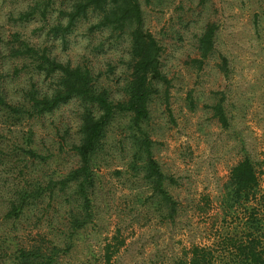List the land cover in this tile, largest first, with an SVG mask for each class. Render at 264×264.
Here are the masks:
<instances>
[{"label": "rangeland", "instance_id": "obj_1", "mask_svg": "<svg viewBox=\"0 0 264 264\" xmlns=\"http://www.w3.org/2000/svg\"><path fill=\"white\" fill-rule=\"evenodd\" d=\"M73 1L0 0V94L8 104L27 105L29 90L50 94L55 87L31 58L13 52L24 43L59 62L87 68L95 87L106 89L114 103L126 99L127 33L95 27L100 14L89 11L62 34L56 27L66 24ZM139 4L144 28L162 48L160 67L170 81L167 101L164 86L157 84L143 128L160 169L175 180L166 185L175 213L169 216L143 178L129 115L119 114L93 158V216L71 237L79 200L58 181L79 166L73 145L79 142L83 107L71 101L40 117L0 108V251L56 246L54 264H173L193 245H214L219 230L236 222L237 214L223 218L220 207L235 164L249 157L264 186V0ZM208 25L216 27L214 49L197 63L198 38ZM220 99L227 128L213 113ZM24 191L39 195L28 198L18 218H6Z\"/></svg>", "mask_w": 264, "mask_h": 264}, {"label": "trees", "instance_id": "obj_2", "mask_svg": "<svg viewBox=\"0 0 264 264\" xmlns=\"http://www.w3.org/2000/svg\"><path fill=\"white\" fill-rule=\"evenodd\" d=\"M89 11L100 14L95 27H111L127 33L129 37L131 64L130 79L125 86V100L114 103L106 89L96 88L87 68L59 62L44 51L40 52L25 43L21 49H14L13 52L31 58L35 70L54 79L55 87L50 94L29 90L26 98L28 106L8 104L0 94V108L8 109L15 115L40 117L71 101H78L83 107L79 142L73 145L79 158V166L58 181L61 188H72V193L79 200L81 213L71 221V237L93 216L90 199V188L93 187L95 176L92 170L93 158L102 145L108 126L119 114L129 115L127 127L142 161L140 170L143 178L151 184L153 192L167 206L170 217L177 206L166 187L167 184L175 183V180L160 169L151 151L152 141L143 128V124L150 117L149 104L158 92L157 84L164 86L167 101L170 81L160 67L162 48L157 39L144 28L139 0H74L70 9L65 12L66 24L56 28L62 34L69 32ZM215 29L214 25H208L199 36L200 58L195 62L200 63L207 59L213 51ZM220 67L226 74L225 57H222ZM213 113L221 126L227 128L229 123L222 99L213 105ZM27 152L33 154L30 150ZM37 192H22L4 216L18 218L28 198L38 196ZM220 207L223 218L230 213L231 217L237 214L236 222L229 228L219 230L214 245H193L173 264H264V186L254 161L249 157H244L231 168L223 185ZM59 250L56 246L46 250L38 246H16L8 254L0 251V264H54Z\"/></svg>", "mask_w": 264, "mask_h": 264}]
</instances>
